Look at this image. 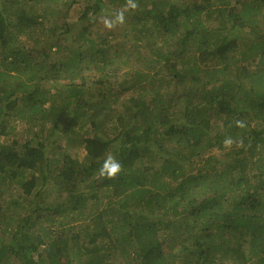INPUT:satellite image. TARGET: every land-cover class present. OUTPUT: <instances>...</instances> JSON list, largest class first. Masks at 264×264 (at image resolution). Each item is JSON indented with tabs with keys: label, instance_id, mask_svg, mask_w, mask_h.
Segmentation results:
<instances>
[{
	"label": "trees",
	"instance_id": "16d2710c",
	"mask_svg": "<svg viewBox=\"0 0 264 264\" xmlns=\"http://www.w3.org/2000/svg\"><path fill=\"white\" fill-rule=\"evenodd\" d=\"M34 1L0 0V264H264V0H138L113 30L115 0ZM119 89L139 92L121 113ZM10 121L33 144L6 143ZM109 153L115 179L97 174ZM52 211L113 217L78 225L73 258Z\"/></svg>",
	"mask_w": 264,
	"mask_h": 264
},
{
	"label": "rangeland",
	"instance_id": "374dc122",
	"mask_svg": "<svg viewBox=\"0 0 264 264\" xmlns=\"http://www.w3.org/2000/svg\"><path fill=\"white\" fill-rule=\"evenodd\" d=\"M38 1L39 0L34 1V2H31L30 6H31L32 10L35 9L36 4H37ZM70 1L71 0H59V2L56 4V9L58 10V9H62L64 7L62 9V10H64L66 8L64 6V3L65 2H70ZM41 2H42V0L40 1V4H41ZM114 3L116 5H118V6H120V1L119 0H115ZM51 5H53V1H49L48 3L45 4V6H51ZM117 7L115 8V11L118 10ZM104 12L106 14H109V11L108 10H105ZM72 17H73V20H71V21L69 20L70 23H74V24L77 23L78 22L79 14L73 12ZM132 22L133 21L131 19H128V23L126 22L123 26H127V25L131 24ZM45 24L48 27L51 26V23H49V22H45ZM77 27H80V26H77ZM121 38H125V39L132 40L137 46H139L141 48V50H142L141 54L142 55H144L147 59L151 58V54H150L149 50L145 47L144 41L139 42L136 39V36L135 35L122 36ZM22 39H23V41H25V40L28 39V37H23ZM59 56L60 55L58 54V56H55V57H59ZM135 91L136 90L133 89V90H129L127 92L121 93L120 92V89H119V90H117L116 93L113 92V95L110 96L109 99L112 100L113 107H115L121 113V111H124L125 110L124 107H123V104L127 103L130 98H132V97H138L139 96V92L138 91L135 92ZM115 98H116V100H114ZM10 123H11V126L8 127V129L6 131V133H10V136H8V134H6V136H3V138H2L3 140L6 141V143L7 142H11L12 140H15L16 142H18V141H21L22 143L31 142V144H33V140L32 139H35L33 136L27 137L26 134H25V132H23L21 126H18V127H16V129H13V127H12V124L13 123L11 121H10ZM113 135L115 136L114 133H113ZM76 152H80V151L79 150H76ZM216 155H217L218 158H222L223 157L222 154H220V153H216ZM92 181H93V177L92 178H89L85 183H83V184H81L79 186L80 192H84L83 195H90L92 193V189H91L92 188ZM38 186L39 187H37L34 190V192L35 191H38L39 189H42V187H41L40 184H38ZM20 187H21V185L18 184L17 187H16V189L14 191H16L18 193V190L20 189ZM50 188L51 187H49L48 185H46V187H45V189H47L49 195L52 194L51 197H48L46 200L43 199V197H45V196H42V197H38L37 198L38 201L39 200H42V201L46 202L47 206H51L52 204L55 205L54 204V202L56 200L55 198L58 197V196H56V194H57L58 191L57 192L56 191L52 192L50 190ZM11 193L12 192H10L8 194V197H7L8 199L11 198ZM31 197H33V196H31ZM31 197H30V200H29L30 203L32 202L31 201L32 200ZM30 203L29 202H26L25 204L22 203L19 206L18 211H20L23 216H25L26 214H28L30 212V209H31V204ZM91 207H92V202L89 201V203H87V209H90ZM99 208H100L99 212L102 211V209H103L102 206H100ZM15 209H16V207H12L11 210L8 212V214L9 215L13 214ZM51 215H53L52 218L54 219V223L51 224V223L45 222V226L51 227L54 230V234L51 236V239H49L48 242L50 243V241H53L56 236H61L63 230L65 231V233H67V230H68L71 234H70L69 237H67L68 238V245L70 246L69 247L67 245L68 246L67 249L68 248H70V249L68 251H66V252L68 254V257H69V254H70L73 258H76V252H75V248L72 247V244L75 243L76 247L79 248L80 246L84 245V239H85V238H81L80 240H77L75 238L76 240H73L74 237H75V235H76V233H77V231L80 229V228H78V225H82L83 226L82 229H85L88 232H91V231H93L95 222H97V221L103 222V225L105 226L108 223L107 221L109 219H112V217H113V216H105V215H103L101 217V219L96 220L100 216H99V213L98 214L95 213L94 215H90V216L85 217L84 220L83 219L74 220V221L70 222V224H68L66 226H60L63 217L61 218L59 215L53 214V211L51 212ZM69 228H71V230H69ZM2 229H3V227H0V231ZM88 242H89V240H88ZM45 258H46V256H45ZM111 261L114 262L113 264H124V260L122 258L115 259L113 257V260H111ZM75 264H78V261L77 260L75 261Z\"/></svg>",
	"mask_w": 264,
	"mask_h": 264
},
{
	"label": "clouds",
	"instance_id": "9594fccd",
	"mask_svg": "<svg viewBox=\"0 0 264 264\" xmlns=\"http://www.w3.org/2000/svg\"><path fill=\"white\" fill-rule=\"evenodd\" d=\"M139 9L138 0H126L125 5L116 11H113L106 16L101 18V22L104 27L108 30H113L118 26H123L126 23V16L128 13L135 12ZM235 125L238 128H245L246 123L243 120H236ZM226 148H231L234 143L231 137H226L223 141ZM243 141L238 142V146L241 145ZM123 170V166L116 157L109 153L102 166L98 169V176L104 177L107 179H115Z\"/></svg>",
	"mask_w": 264,
	"mask_h": 264
}]
</instances>
